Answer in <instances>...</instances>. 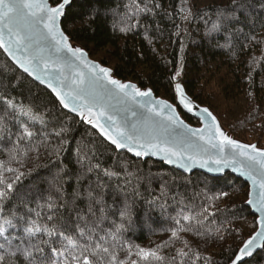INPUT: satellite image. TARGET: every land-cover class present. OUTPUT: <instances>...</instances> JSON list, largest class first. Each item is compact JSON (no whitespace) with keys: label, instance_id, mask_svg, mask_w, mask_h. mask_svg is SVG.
<instances>
[{"label":"snow or ice","instance_id":"6c2138e0","mask_svg":"<svg viewBox=\"0 0 264 264\" xmlns=\"http://www.w3.org/2000/svg\"><path fill=\"white\" fill-rule=\"evenodd\" d=\"M71 2L0 0V49L11 57L16 70H22L21 75L46 86L58 101V105L40 112L33 104L0 97V150L7 157L0 159V264H198L201 260L213 264L210 258L193 250L189 237L223 239V233L231 230L224 225L210 226L215 213L208 206H194L173 195L176 207L175 215L169 217L172 226L163 230L170 233L167 240L151 248L128 243L124 234L138 219L134 216L135 206L138 199H144L139 189L145 177L139 170L129 171L127 164L120 171L102 167L96 146L81 141L74 152L76 186L67 192L64 184L73 174L60 157L69 146L72 129L56 114V107L77 114L116 149H126L136 157L162 156L168 164L180 163L185 171L195 165L215 173L233 167L247 176L259 189L256 199L249 192L247 200L260 213L258 228L243 240L234 258L230 257V264L252 256L254 249L264 247V149L228 136L208 108L199 110L202 127L185 124L173 104L155 97L152 89L117 79L111 68L89 59L82 47L72 45L61 26ZM252 6V0H230L217 7L214 19L202 18L205 35L213 38L214 33L230 36L235 31L242 32L233 26ZM124 7V14L116 9L103 11L105 15L112 13L113 29L125 34L139 26L138 20L128 23L132 16L152 11L147 4L141 7L137 0H130ZM100 14L101 9L93 7L89 15L95 19ZM193 18L190 11L182 17ZM6 71V66L0 67V76ZM181 74L182 66H178L171 76L176 81L175 98L192 112L195 106L178 82ZM13 121L17 122L15 132L10 127ZM213 150L216 157L208 155L204 159ZM43 155L55 158L59 165L48 181L47 194L34 198L31 191H20L18 185L44 166L33 163ZM26 163H33V167L25 172L22 169ZM169 192L170 185L165 181L160 196L144 200L146 212L157 207L167 211L165 198ZM219 196L205 195V203ZM13 200L15 203L8 208ZM121 252H126L123 259ZM133 255L136 259H130Z\"/></svg>","mask_w":264,"mask_h":264},{"label":"trees","instance_id":"16d2710c","mask_svg":"<svg viewBox=\"0 0 264 264\" xmlns=\"http://www.w3.org/2000/svg\"><path fill=\"white\" fill-rule=\"evenodd\" d=\"M129 3L130 0H73L62 19V27L72 41L85 48L91 57L101 52L100 61L108 66L113 63L110 67L117 77L133 80L142 87L149 86L157 95L173 102H176L175 81L171 76L178 66H182L178 79L194 100L209 106L235 137L264 146V0H252V8L241 15L239 24L233 26L242 32L235 31L230 36L224 32L214 33L213 38L205 35L206 26L202 18L214 19L217 7L229 4L230 0H137L141 7L147 4L152 11L132 16L128 23L135 24L138 20L139 26L125 34L113 29L112 13L105 15L103 10L116 9L124 14L127 11L124 5ZM156 4L160 7H155ZM93 7L101 9V14L95 19L89 15ZM189 11L194 18L182 19ZM3 66L8 71L0 76V97L16 103L33 104L40 112L58 105L48 89L31 82L26 74L21 75L22 72L16 70L0 49V67ZM2 110L3 101L0 100ZM181 113L187 121L198 123L183 111ZM56 114L72 129L69 146L60 157L73 174L64 184L67 192L71 193L76 186L74 152L81 141L96 146L102 167L120 171L127 164L129 171L139 170L145 177L139 189L144 199H138L135 206L134 216L138 219L124 234L128 243L151 248L167 240L170 233L163 230L172 226L169 217L175 215L173 209L176 207L171 199L173 195L177 199L185 198L194 206H208L209 211L215 213L210 218L214 221L211 227L224 225L231 229L223 233V239L189 237L193 250L210 258L213 264H229L230 257H234L243 240L255 231L256 216L245 204L248 186L240 178L230 173L218 177L198 171L185 174L153 159L136 158L126 151L117 150L77 116L59 107H56ZM16 123L10 122L13 132L16 131ZM49 128L51 130V125ZM0 159H7L2 150ZM33 163L44 166L26 176L18 188L31 191L32 196L38 198L40 194H47L48 181L56 173L59 161L43 155ZM33 163H26L22 171L33 167ZM165 181L170 185L169 195L165 198L167 211L162 212L157 207L146 212L148 206L144 200L160 196L161 185ZM112 187L115 188V181ZM221 192L228 195L219 196ZM205 195L219 196V199L206 204ZM111 201L109 195L108 202ZM14 203V200L9 203L8 208ZM104 227L109 225L106 223ZM164 251L167 253L169 250ZM125 255L126 252H121L120 258ZM130 259L136 257L133 255ZM198 264L205 262L201 260ZM241 264H264V247Z\"/></svg>","mask_w":264,"mask_h":264},{"label":"water","instance_id":"95a60500","mask_svg":"<svg viewBox=\"0 0 264 264\" xmlns=\"http://www.w3.org/2000/svg\"><path fill=\"white\" fill-rule=\"evenodd\" d=\"M72 1H73V0H72ZM49 2H50V0H49ZM50 3H51V2H50ZM71 3H72V2H71ZM70 5H71V4H70ZM68 7H69V6H67V8H68ZM62 19H63V17H62ZM61 26H62V25H61ZM62 28H63V27H62ZM66 34H67V33H66ZM67 35H68V34H67ZM69 37H70V36H69ZM70 41H71L72 45H74V46H76V47H82V46H80L79 44H77L76 42L72 41L71 38H70ZM82 48H83V47H82ZM83 49H84L85 52L88 54V58H89V59H91V60H93V61H96V62L100 63V64H101L102 66H104V67L111 68L110 66H108V65H106V64H104V63H102L101 61L94 60V59L90 56L89 52H88L85 48H83ZM1 50H2V51L4 52V54L8 57V59L14 64V61L11 60V57H9L8 54H7L3 49H1ZM14 65H15V64H14ZM111 69H112V68H111ZM20 71L22 72V70H20ZM112 74H113V76H114L115 78L120 79V80H122V81H126V82L134 83V84H136L138 87H140L141 89H149V88L152 89V88L149 87V86H147V87H142V86H140L137 82H135V81H133V80H125V79H122V78L117 77V76L114 74V70H113V69H112ZM31 79H32V78H31ZM175 82H176V81H175ZM178 82H180V83L182 84V86L184 87V85H183V83H182L181 80L178 79ZM36 83L39 84L38 81H36ZM39 85H41V84H39ZM41 86H43V87L46 88V86H44V85H41ZM46 89H47V88H46ZM184 89H185V87H184ZM48 90L51 92L50 89H48ZM152 92H153V95H154L155 97L160 98V99L167 100L169 103L173 104V106L176 108L177 115L179 116V118H180L181 120L184 121L185 124H188V125H190L191 127H194V128L202 127L204 121L202 120V117H201V114H200V111H199V110H200L201 108H208V109L212 112V114L216 117V119H217L219 125L221 126L222 130H223L228 136H230V137H232L233 139H236V140H238V141H240V142H242V143H246V144H255L257 147L264 149V146L259 145L258 142H256V141H255V142L244 141V140H241V139L235 137L233 134H231V133H230V132H229V131H228V130L222 125V123H221L220 119L218 118V116H217V115L211 110V108H210L209 106H207V105H203V104H200L199 102H197L196 100H194V99H193V98H192V97L186 92V90H185L186 95L191 99V101L193 102V104H194V106H195V107H194V110H193L192 112H188L186 109H184L182 106H180L177 100H176V102H173V101H171V100H169V99H167V98H165V97H162V96H160V95H157V94L154 92L153 89H152ZM174 92H175V91H174ZM53 95H54V94H53ZM54 96H55V95H54ZM64 110H66V109H64ZM66 111L69 112L68 110H66ZM181 111H183V112H184L185 114H187L188 116H190V117L196 119V120L198 121V123H197V124H193V123L187 121V120L185 119V117L182 115ZM69 113H71V112H69ZM71 114L77 116V117L81 120V118H80L77 114H75V113H71ZM85 123H86V122H85ZM86 124H87V123H86ZM88 125H89V124H88ZM89 126H91L92 128H94L92 125H89ZM94 129L99 133V130H98V129H96V128H94ZM99 134H100V133H99ZM102 137H103V136H102ZM103 138H104V137H103ZM104 139H105V138H104ZM105 140H106V139H105ZM106 141H107V140H106ZM107 142L110 143L109 141H107ZM113 146H114V145H113ZM114 147H115V146H114ZM117 150L128 152L126 149H117ZM128 153H129L130 155L136 157V156L134 155V153H130V152H128ZM208 155H211L213 158H215L216 155H217V153L213 150V151H211L210 153H208L207 155H205V156H204V159H207V158H208ZM136 158H141V159H153V160H156V161H158V162H161V163L165 164L166 166L172 167V168H174V169H176V170H178V171H180V172H183V173H185V174H191L192 172L198 171V172H202V173H204V174H207V175H209V176L218 177V176H223V175H225V174H227V173H230V174L234 175L235 177L240 178L241 180H243V181L247 184V186H248V193H249V192H252V199H256L257 196H258V193H259L258 186L254 185V184L252 183V181H251L247 176L241 174V172L235 171L233 167H227V168L224 169L223 172H221V173H215V172H209L207 168H202V167H200L199 165H195V166L191 167L189 170L185 171V169L182 168V167L180 166V163L177 162V163H173V164H168L167 161L164 160L162 156H152V155H148V156H144V157H136ZM237 166H238V165H237ZM248 199H249V196H248V194H247V199H246L245 204H246V206H248V207L250 208L251 212L256 216V221H257V219H258L259 216H260V213H259V211H258L255 207H253L252 205H249V204L247 203V200H248ZM257 228H258V225H257V223H256V229H257ZM256 229H255V230H256ZM249 236H250V235H249ZM249 236H248V237H249ZM248 237L245 238V240L248 239ZM238 249H239V248H238ZM262 249H263V247H259V248L254 249V250H253V254H252V256H253L255 253H257L258 251L262 250ZM237 251H238V250H237ZM252 256H250V257H245V258L243 259L242 262H244V261L250 259ZM233 258H234V257H233ZM242 262H238V264H241ZM229 264H230V262H229Z\"/></svg>","mask_w":264,"mask_h":264},{"label":"rangeland","instance_id":"374dc122","mask_svg":"<svg viewBox=\"0 0 264 264\" xmlns=\"http://www.w3.org/2000/svg\"><path fill=\"white\" fill-rule=\"evenodd\" d=\"M92 58H93L94 60L100 61V59L102 58V53L99 52V53H97V54H95V55H92ZM112 64H113V63H111L110 66H112Z\"/></svg>","mask_w":264,"mask_h":264}]
</instances>
